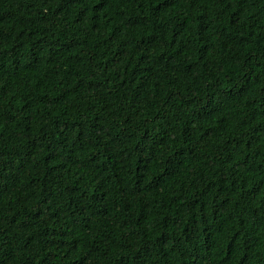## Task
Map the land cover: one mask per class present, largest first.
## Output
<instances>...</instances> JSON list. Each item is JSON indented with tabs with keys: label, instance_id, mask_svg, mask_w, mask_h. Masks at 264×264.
<instances>
[{
	"label": "trees",
	"instance_id": "1",
	"mask_svg": "<svg viewBox=\"0 0 264 264\" xmlns=\"http://www.w3.org/2000/svg\"><path fill=\"white\" fill-rule=\"evenodd\" d=\"M0 264H264V0H0Z\"/></svg>",
	"mask_w": 264,
	"mask_h": 264
}]
</instances>
